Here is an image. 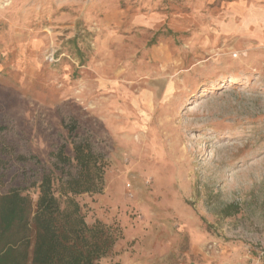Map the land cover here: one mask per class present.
Here are the masks:
<instances>
[{
    "label": "rangeland",
    "instance_id": "374dc122",
    "mask_svg": "<svg viewBox=\"0 0 264 264\" xmlns=\"http://www.w3.org/2000/svg\"><path fill=\"white\" fill-rule=\"evenodd\" d=\"M68 114L104 156L76 196L117 230L100 264H262L264 0H0V154L50 165Z\"/></svg>",
    "mask_w": 264,
    "mask_h": 264
},
{
    "label": "trees",
    "instance_id": "16d2710c",
    "mask_svg": "<svg viewBox=\"0 0 264 264\" xmlns=\"http://www.w3.org/2000/svg\"><path fill=\"white\" fill-rule=\"evenodd\" d=\"M78 39L69 43L84 64ZM60 126L65 133L49 152L50 165L33 152L0 154V264H100L113 252L116 228L88 223L76 199L101 192L104 156L74 115L62 117ZM9 127L0 121V135ZM260 260L264 264V251Z\"/></svg>",
    "mask_w": 264,
    "mask_h": 264
}]
</instances>
